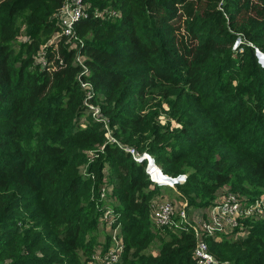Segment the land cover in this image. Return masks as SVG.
<instances>
[{"label": "trees", "instance_id": "1", "mask_svg": "<svg viewBox=\"0 0 264 264\" xmlns=\"http://www.w3.org/2000/svg\"><path fill=\"white\" fill-rule=\"evenodd\" d=\"M66 1L0 0V264H91L103 226L114 264H197V229L156 226L161 186L122 145L187 175L168 187L189 213L264 196V0H85L76 38ZM240 222L210 252L264 264V216Z\"/></svg>", "mask_w": 264, "mask_h": 264}, {"label": "built area", "instance_id": "2", "mask_svg": "<svg viewBox=\"0 0 264 264\" xmlns=\"http://www.w3.org/2000/svg\"><path fill=\"white\" fill-rule=\"evenodd\" d=\"M87 8L88 6L86 5L85 0H67L65 2L61 9V22L64 34L68 36H75L76 23L89 17ZM238 43L239 42H237L236 45ZM262 59L263 57H261V60ZM77 60L82 64L84 72H86L88 69L87 66L83 64V61L79 57ZM81 83L83 87L90 86L88 82L81 81ZM88 96L91 97L92 93L89 92ZM87 105L89 108L94 110V117H96L97 120H104L108 126L107 118L101 112V107L98 104L87 103ZM106 135L108 138H111L112 141H116L115 138H112L111 131H108ZM122 146L125 147V149L132 155L135 161L147 162L146 171L150 180L154 184L159 186L165 185L175 187L176 184L184 183L182 181H185L186 175L181 174L178 176H171L169 174H165L152 155L148 152H138L134 148L127 145ZM157 177L163 178L164 183L157 182ZM106 196V190L102 191V197L106 198ZM157 203L153 208L154 210L152 216L153 221L158 228H183L186 224L197 229L199 238L194 249V256L197 260V264H217V261L209 250L208 242L205 239L207 234L215 235L217 232H229L226 231L227 226H230L233 231L235 228L239 227L241 224L240 220L244 217L264 216V196L256 199L250 204H246L243 202L242 197H238L234 193H228L214 206L208 209L210 214L209 217H207L208 221L200 219V222H195V220L191 217L189 210L187 209V204L178 209L172 200H165L163 202H159L158 204ZM110 211H107L105 218L112 221L113 216ZM246 233L247 232H243L242 235H246ZM113 238L117 243V233L113 236ZM122 248L123 244L121 243L114 245V249L110 251V255L107 257L109 262L118 261Z\"/></svg>", "mask_w": 264, "mask_h": 264}, {"label": "rangeland", "instance_id": "3", "mask_svg": "<svg viewBox=\"0 0 264 264\" xmlns=\"http://www.w3.org/2000/svg\"><path fill=\"white\" fill-rule=\"evenodd\" d=\"M237 46V45H236ZM261 53H263V52H261ZM259 62L262 64V66H264V62H263V60H261V57H260V55H259ZM91 111H92V115L94 116V114H93V112H94V110L93 109H91V108H89ZM164 118V117H163ZM99 121H102V122H104V120H99ZM144 152H146V151H144ZM152 155V154H151ZM152 157L154 158V156L152 155ZM155 159V158H154ZM155 161H156V159H155ZM157 163V162H156ZM158 164V163H157ZM159 165V164H158ZM161 167V166H160ZM162 169V168H161ZM184 175H186V174H184ZM178 176V175H177ZM186 178H187V175H186ZM186 178H185V181H186ZM185 181H182V182H185ZM161 189H162V193H163V198H161L160 199V201H162V200H172V201H174V204H175V206H176V208H181V207H183V205H185L186 203H181L182 201L180 200V199H178V198H176V193L175 192H173V190L170 188V187H168V186H165V185H162L161 186ZM160 201H158V202H160ZM108 207V206H107ZM110 208V207H109ZM190 211L191 212H193V213H196V215H195V217H194V220H195V222H200V219L202 220V219H205V221H208V218L207 217H209V211H207V210H205V209H203V208H196V209H194V208H190ZM191 215V214H190ZM153 217V216H152ZM204 221V220H203ZM226 227V226H225ZM239 227H240V225H239ZM227 229H226V231H232V228L230 227V226H227L226 227ZM242 228V227H241ZM247 228H249V227H247V226H244L242 229H247ZM106 232H111L112 234H113V236L117 233V232H120V230H118V229H112L111 228V226H103L101 229H100V240H102V241H105V233ZM246 232V231H245ZM224 233V232H223ZM239 236V235H238ZM118 243H120V240H118L117 241V243H116V241H115V239L113 238V244L115 245H117ZM114 247V246H113ZM102 249V248H101ZM104 249V248H103ZM102 249V250H103ZM105 251V250H104ZM147 251H150V250H147ZM110 255V251L108 252L107 251V253L103 256V257H100V256H94V258H93V261L91 262V264H113V263H116V262H118L119 260H120V257H119V259H118V261H116V262H109V259L107 258L108 256ZM99 258H103L104 260H101V261H99V262H97V259H99Z\"/></svg>", "mask_w": 264, "mask_h": 264}, {"label": "bare ground", "instance_id": "4", "mask_svg": "<svg viewBox=\"0 0 264 264\" xmlns=\"http://www.w3.org/2000/svg\"><path fill=\"white\" fill-rule=\"evenodd\" d=\"M262 60H263V62H264V58H263ZM157 182L164 183L163 178H159V177H157Z\"/></svg>", "mask_w": 264, "mask_h": 264}, {"label": "crops", "instance_id": "5", "mask_svg": "<svg viewBox=\"0 0 264 264\" xmlns=\"http://www.w3.org/2000/svg\"><path fill=\"white\" fill-rule=\"evenodd\" d=\"M172 190H173V189H172ZM173 192H174V191H173ZM163 201H165V200H162V201H160V202H163ZM173 203H174V201H173ZM190 214H191V217H192V218H194L195 215H196V213H193V212H191V211H190Z\"/></svg>", "mask_w": 264, "mask_h": 264}, {"label": "water", "instance_id": "6", "mask_svg": "<svg viewBox=\"0 0 264 264\" xmlns=\"http://www.w3.org/2000/svg\"><path fill=\"white\" fill-rule=\"evenodd\" d=\"M259 55L264 58V53L259 52Z\"/></svg>", "mask_w": 264, "mask_h": 264}]
</instances>
